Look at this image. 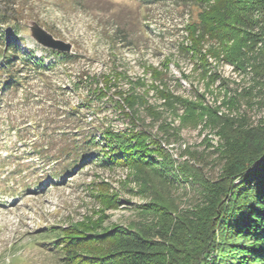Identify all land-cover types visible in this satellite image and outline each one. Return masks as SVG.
<instances>
[{
	"label": "rangeland",
	"instance_id": "1",
	"mask_svg": "<svg viewBox=\"0 0 264 264\" xmlns=\"http://www.w3.org/2000/svg\"><path fill=\"white\" fill-rule=\"evenodd\" d=\"M191 11L190 4L172 0H0V12L7 18L0 30L23 51L32 50L51 64L50 69L24 65L18 72L21 85L0 89V264H87L92 259L87 257V235L143 217L140 206L150 200L143 178L152 168L125 155L104 163L97 149L85 150L84 140H73L89 132L99 139L105 127L121 132L132 126L113 99H96L89 106L90 76L122 72L125 75L115 85L123 91L129 89V80L142 78L137 90H146L162 117L156 120L142 110L145 122L138 128L160 138L177 162L187 158L203 163L211 177L220 169L213 152L220 134L205 126L206 115L197 116L196 123L183 121L185 109L175 97L217 107L220 114L250 124L264 118L262 89L250 73L225 59L223 46L217 47V57L204 48L193 56L186 31ZM33 21L71 42L73 58L57 61L47 54L48 48L31 34ZM21 66L17 60V69ZM162 90L174 103L164 104ZM244 90L250 93L238 95ZM230 96L239 100L233 108L223 104ZM162 119L175 136L166 138ZM75 143L79 148L73 151L81 157L72 165L63 148L69 144L71 150ZM147 159L159 166L161 158ZM159 179L150 181L161 191ZM171 190L182 206L196 198L186 182ZM75 223L83 229H74ZM69 242L74 259L64 250Z\"/></svg>",
	"mask_w": 264,
	"mask_h": 264
},
{
	"label": "trees",
	"instance_id": "2",
	"mask_svg": "<svg viewBox=\"0 0 264 264\" xmlns=\"http://www.w3.org/2000/svg\"><path fill=\"white\" fill-rule=\"evenodd\" d=\"M172 1L191 5L193 13L186 31L193 56L202 53L204 48L209 55L217 57V47L223 46L225 59L231 60L238 70L252 75L255 85L262 89L260 93H263L261 100L264 103V0ZM5 22L7 18L0 12V28ZM228 40L231 45H225ZM206 42L213 46L206 48ZM181 47L187 49L184 43ZM46 50L57 61L67 62L74 56L68 52ZM0 56V89L3 91L21 85L18 72L22 67H51L34 51H23L12 36L2 30ZM17 60L22 62L20 70L17 69ZM156 74L155 70L153 75ZM123 75L114 71L113 75L90 76L89 106L96 99H113L132 126L121 132L105 127L99 139L95 133L89 132L84 133L81 139L75 137L73 140H84L82 147L85 150L97 149L100 155L105 156L104 163H109L111 157L125 155L144 164L143 167H151L143 178L150 200L140 206L143 216L140 220L87 235V245H90L87 257L93 259L87 264H264V118L257 124H250L239 117L220 114L217 107L175 97L185 109L183 121L195 122L197 116L206 115L205 126L216 129L220 134V145L213 150L217 153L215 160L220 169L215 177H211L203 170V163L197 165L187 158L177 162L158 141L160 138L147 129L138 128L145 122L141 117L142 110L156 120L162 116L149 102L146 90H137L136 85L142 87V78L129 80L128 90H117L115 81ZM79 81L82 83V78ZM113 87L117 91L111 96L109 93ZM165 92L160 91L164 104L174 103L170 100L171 95ZM244 93L250 91L244 90L238 95ZM238 101L230 96L223 104L233 108ZM74 111L78 112V108ZM162 120L161 130L166 138L175 136L174 132H168L167 126L164 128L166 120ZM99 140L104 142L101 144ZM68 147L66 144L63 154L72 157V165L78 163L81 154L73 149L79 145L73 144L71 150ZM147 158L154 161L161 158L159 166ZM154 176L160 178V186L163 187L160 192L150 181ZM178 182L189 184L196 197L185 206L172 196L171 187ZM72 226L77 230L83 229L79 223ZM96 245L101 247L96 250ZM72 247L69 242L64 250L74 259L76 255ZM96 251L98 254H94Z\"/></svg>",
	"mask_w": 264,
	"mask_h": 264
},
{
	"label": "water",
	"instance_id": "3",
	"mask_svg": "<svg viewBox=\"0 0 264 264\" xmlns=\"http://www.w3.org/2000/svg\"><path fill=\"white\" fill-rule=\"evenodd\" d=\"M31 34L38 43L46 48L61 52H72L73 45L71 42L55 37L38 22L33 21L31 25Z\"/></svg>",
	"mask_w": 264,
	"mask_h": 264
}]
</instances>
